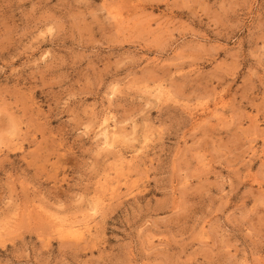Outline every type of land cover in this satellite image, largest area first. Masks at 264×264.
<instances>
[{
    "label": "rangeland",
    "instance_id": "obj_1",
    "mask_svg": "<svg viewBox=\"0 0 264 264\" xmlns=\"http://www.w3.org/2000/svg\"><path fill=\"white\" fill-rule=\"evenodd\" d=\"M0 264H264V0H0Z\"/></svg>",
    "mask_w": 264,
    "mask_h": 264
},
{
    "label": "bare ground",
    "instance_id": "obj_2",
    "mask_svg": "<svg viewBox=\"0 0 264 264\" xmlns=\"http://www.w3.org/2000/svg\"><path fill=\"white\" fill-rule=\"evenodd\" d=\"M118 15V14H117ZM114 19H116V18H114ZM121 19V18H120ZM110 112V111H109ZM109 115V114H108ZM111 115V114H110ZM112 116V115H111ZM106 118V117H105ZM111 119H112V117H111ZM109 123V122H108ZM113 125V124H112ZM110 127V126H109ZM112 127V126H111ZM118 129V128H117ZM101 130V129H100ZM109 130V129H108ZM107 130V131H108ZM105 129L103 130V137H104V143L106 144V145H108V144H110L111 142H113L112 140H113V137H111L110 135L111 134H109V132H107ZM116 133V132H115ZM99 135V134H98ZM114 135V134H113ZM116 135V134H115ZM99 137V136H98ZM101 138V137H100ZM117 138V137H116ZM115 138V139H116ZM118 139V138H117ZM102 145H104V144H102ZM120 159V158H119ZM125 161V160H124ZM129 163L128 164H130L131 162L130 161H128ZM73 224V223H72ZM71 225V224H70ZM69 225V226H70ZM78 226V225H77ZM77 226H75V227H77ZM72 227V226H71ZM74 227V226H73ZM72 227V228H73ZM80 228V227H79ZM82 228V227H81ZM68 230V229H67ZM79 230V229H78ZM78 230H76V232H78ZM70 231V230H69ZM74 232H75V229L73 230ZM81 232V234H82V230H80ZM71 234H74L73 232H71ZM77 234V233H76Z\"/></svg>",
    "mask_w": 264,
    "mask_h": 264
}]
</instances>
